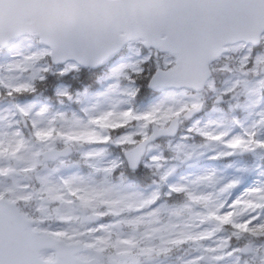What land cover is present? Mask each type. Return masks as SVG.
Wrapping results in <instances>:
<instances>
[{"label": "snow or ice", "instance_id": "6c2138e0", "mask_svg": "<svg viewBox=\"0 0 264 264\" xmlns=\"http://www.w3.org/2000/svg\"><path fill=\"white\" fill-rule=\"evenodd\" d=\"M0 264H264V0H0Z\"/></svg>", "mask_w": 264, "mask_h": 264}]
</instances>
